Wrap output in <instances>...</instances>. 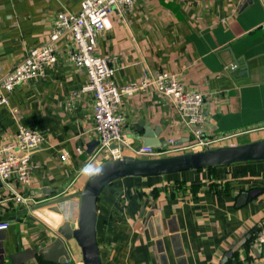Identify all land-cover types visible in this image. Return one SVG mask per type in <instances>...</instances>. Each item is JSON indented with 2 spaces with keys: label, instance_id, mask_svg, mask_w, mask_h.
I'll return each instance as SVG.
<instances>
[{
  "label": "crops",
  "instance_id": "0c3cea01",
  "mask_svg": "<svg viewBox=\"0 0 264 264\" xmlns=\"http://www.w3.org/2000/svg\"><path fill=\"white\" fill-rule=\"evenodd\" d=\"M80 2L0 0V73L48 39L57 13H75ZM108 19L94 52L115 56L116 86L148 71L175 73L184 88L202 93L208 135L226 134L222 145L264 138V0H135ZM73 47L67 31L45 74L16 85L0 106V143L13 138L18 124L43 138L30 156L31 184L12 177L31 205L16 204L0 184V221L9 222L0 230V264L51 243L63 221L76 223L87 178L79 170L106 160L98 143L88 152L98 139L93 95L82 90L86 72L68 58ZM119 111L121 132L135 147L191 140L172 102L152 87L122 95ZM123 153L131 154L126 146ZM263 222L264 160H250L116 178L98 196L96 236L103 264H264V243L254 233ZM66 246L70 258L62 263L36 255L22 264L81 262L75 242Z\"/></svg>",
  "mask_w": 264,
  "mask_h": 264
},
{
  "label": "built area",
  "instance_id": "2783aa9c",
  "mask_svg": "<svg viewBox=\"0 0 264 264\" xmlns=\"http://www.w3.org/2000/svg\"><path fill=\"white\" fill-rule=\"evenodd\" d=\"M135 0H81L77 12H59L52 20L48 39L31 49L11 71L0 73V106L8 101V93L19 83L35 79L45 74L46 69L56 60V40L69 31L74 47L68 49V58L88 77L83 91L93 95V131L98 138V151H103L106 159L124 155L123 147L130 149L136 157H159L184 151H195L222 145L225 135L210 136L203 128V95L195 89L184 88L175 73L167 71L144 72L136 83L116 86L112 80L115 70V56L98 55L94 52L96 38L109 25L108 14L116 8L123 12ZM233 67V65H230ZM146 87H152L169 98L178 111L186 130L192 135L185 145L167 147L149 145L133 146L132 141L121 132L123 115L119 111L121 96L131 95ZM38 131L18 124L12 139L0 143V184L8 191L9 199L16 204L31 205L33 198L19 190L16 184L30 185L29 160L32 152L42 143ZM115 143L114 146H111ZM12 177H15L14 184ZM9 226L8 221H0V230ZM256 240L264 243V222L254 231ZM76 264H83L76 262Z\"/></svg>",
  "mask_w": 264,
  "mask_h": 264
},
{
  "label": "water",
  "instance_id": "95a60500",
  "mask_svg": "<svg viewBox=\"0 0 264 264\" xmlns=\"http://www.w3.org/2000/svg\"><path fill=\"white\" fill-rule=\"evenodd\" d=\"M144 142V145L160 146L156 141ZM97 143L98 140L95 139L88 144L89 153ZM114 145L115 143L111 146ZM250 160H264V138L159 157L124 154L121 157L106 159L96 165L102 168L101 174L87 176L79 191L76 223L63 221L56 229L59 235L51 243L39 248L16 251L8 255V259L11 264H22L40 255L45 260L62 263L70 258L66 243L73 240L80 249L83 264H103L99 255L96 221L98 196L106 184L122 176H156ZM31 193L41 195V192L36 190Z\"/></svg>",
  "mask_w": 264,
  "mask_h": 264
},
{
  "label": "clouds",
  "instance_id": "9594fccd",
  "mask_svg": "<svg viewBox=\"0 0 264 264\" xmlns=\"http://www.w3.org/2000/svg\"><path fill=\"white\" fill-rule=\"evenodd\" d=\"M82 174L85 176L91 177L93 175H99L102 172V168L100 166H94L93 164H85L80 170Z\"/></svg>",
  "mask_w": 264,
  "mask_h": 264
},
{
  "label": "trees",
  "instance_id": "16d2710c",
  "mask_svg": "<svg viewBox=\"0 0 264 264\" xmlns=\"http://www.w3.org/2000/svg\"><path fill=\"white\" fill-rule=\"evenodd\" d=\"M211 167H214V166H211ZM208 168V167H207ZM144 177H148V176H144ZM109 183H111V182H109ZM254 236V235H253Z\"/></svg>",
  "mask_w": 264,
  "mask_h": 264
},
{
  "label": "rangeland",
  "instance_id": "374dc122",
  "mask_svg": "<svg viewBox=\"0 0 264 264\" xmlns=\"http://www.w3.org/2000/svg\"><path fill=\"white\" fill-rule=\"evenodd\" d=\"M258 242V241H257ZM77 246V245H76ZM78 247V246H77Z\"/></svg>",
  "mask_w": 264,
  "mask_h": 264
}]
</instances>
